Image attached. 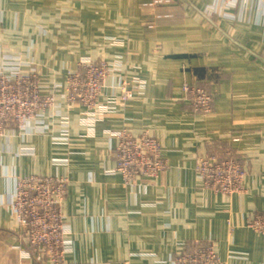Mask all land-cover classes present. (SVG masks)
<instances>
[{"label":"crops","instance_id":"1","mask_svg":"<svg viewBox=\"0 0 264 264\" xmlns=\"http://www.w3.org/2000/svg\"><path fill=\"white\" fill-rule=\"evenodd\" d=\"M151 38L166 42L154 55ZM11 57L56 99L0 135V264H55L37 259L10 208L15 177L32 175L69 179L61 264H173L209 241L219 264H264V233L248 226L264 212V0H0V69L15 71L3 67ZM85 57L144 82L94 125L67 100L68 75ZM119 81L110 77L100 105L120 94ZM184 83L214 95L211 112L193 110ZM122 129L160 141L168 166L158 180H123L110 134ZM228 154L247 171L233 194L207 188L198 171L201 156Z\"/></svg>","mask_w":264,"mask_h":264},{"label":"built area","instance_id":"2","mask_svg":"<svg viewBox=\"0 0 264 264\" xmlns=\"http://www.w3.org/2000/svg\"><path fill=\"white\" fill-rule=\"evenodd\" d=\"M222 7H236L241 0H216ZM147 54L154 55L165 47L163 39L151 38L146 41ZM13 72L6 74L0 70V135L6 123L15 121L25 109L24 123L27 126L29 115H35L45 105V97L39 92L37 81H34L33 70L18 69V60L14 59ZM72 75V76H71ZM68 84V101L71 104H82L87 108V121L94 125L98 116L113 112L117 103L132 98L138 89L131 82L140 79L122 75L119 68L108 64H99L92 60H83L79 69L71 74ZM118 77V92L113 94L105 105L99 101L110 77ZM183 99L196 113L212 111L214 95L204 87L184 83ZM40 106V107H39ZM39 107V108H38ZM45 107V108H46ZM98 111V113H97ZM118 137L115 147L116 170L126 181H135L138 177L158 180L166 170L168 163L163 154L160 141L149 130L133 135L128 129L110 133ZM198 171L204 179L205 186L217 192L233 194L244 188L247 171L243 163L231 155L226 157L204 155L199 158ZM10 208L16 218L18 231L29 247L37 253L42 262L61 264L69 244V229L63 213L66 189L69 179L63 176L15 177ZM248 226L264 233V213L251 217ZM216 245L209 242L200 245L193 251L177 255L173 264H219Z\"/></svg>","mask_w":264,"mask_h":264},{"label":"rangeland","instance_id":"3","mask_svg":"<svg viewBox=\"0 0 264 264\" xmlns=\"http://www.w3.org/2000/svg\"><path fill=\"white\" fill-rule=\"evenodd\" d=\"M14 59H16V57H11V58H9V59H7L4 63H3V67L5 66L6 67V65H9V63L10 62H12V60H14ZM92 60V61H95L93 58H90V57H85V58H82V59H80V61H78V63H77V67H76V69L74 70V71H72V72H70L69 73V75H68V78H67V88H68V84H69V79H70V77L72 76L71 74H73V73H75L78 69H79V65L82 63V61L83 60ZM95 62H97V63H99V64H108V65H110L111 67H116V68H119L120 69V71H121V73H123V66L120 64V63H114V64H110V63H107V62H105V61H95ZM117 62H119V61H117ZM10 68V67H9ZM8 68V69H9ZM1 71H3L4 73H6V74H10L9 73V71L7 70V71H5L4 69H0ZM34 74H35V78H34V81H37V83H38V74L36 73V72H34ZM124 74V73H123ZM71 75V76H70ZM55 97H54V95H48L47 97H45V100H47V102H48V104H50V105H52L53 103H55ZM67 100H68V94H67ZM69 102V101H68ZM40 107V106H39ZM38 107V108H39ZM43 109L42 110H40V111H38L37 113H35V115L33 116V115H29L30 117H27V119H29L28 120V122H30V120L32 119V118H34V117H36L37 115H39L40 113H42L43 112V110H45V105H43ZM18 113L20 114V116L19 117H16V120L15 121H13V120H10V121H8L7 123H6V126H7V124L8 123H13L14 124V127H16V129L17 130H19V129H22L24 126H18V125H23V123H24V119H25V117H24V114L26 113V110L25 109H21V110H18ZM16 122H17V124H16ZM6 126H5V128H6ZM4 128V129H5ZM123 130V129H122ZM247 175V174H246ZM246 177V176H245ZM124 181H126L125 179H123ZM153 180V179H152ZM244 180H245V178H244ZM153 181H155V180H153ZM127 182H129V181H127ZM67 188H68V186H67ZM66 195H67V189H66ZM66 195H65V198H66ZM264 213V212H263ZM256 231V230H255ZM257 232H259V231H257ZM209 242H213V241H209ZM208 242V243H209ZM215 243V245H216V242H214ZM203 245V244H202ZM205 245V244H204ZM217 249V248H216ZM184 252H190V251H184ZM184 252H182V253H184ZM175 259V258H174ZM221 262V261H220ZM219 262V263H220Z\"/></svg>","mask_w":264,"mask_h":264},{"label":"trees","instance_id":"4","mask_svg":"<svg viewBox=\"0 0 264 264\" xmlns=\"http://www.w3.org/2000/svg\"><path fill=\"white\" fill-rule=\"evenodd\" d=\"M207 70H196L195 73L198 75V76H202L203 73H205ZM42 95V94H41Z\"/></svg>","mask_w":264,"mask_h":264}]
</instances>
